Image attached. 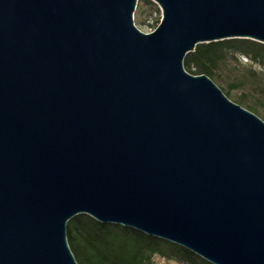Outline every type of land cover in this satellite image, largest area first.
Returning <instances> with one entry per match:
<instances>
[{
    "label": "water",
    "instance_id": "obj_1",
    "mask_svg": "<svg viewBox=\"0 0 264 264\" xmlns=\"http://www.w3.org/2000/svg\"><path fill=\"white\" fill-rule=\"evenodd\" d=\"M0 0V264H78L87 214L211 264H264V121L183 59L264 44V0Z\"/></svg>",
    "mask_w": 264,
    "mask_h": 264
},
{
    "label": "trees",
    "instance_id": "obj_2",
    "mask_svg": "<svg viewBox=\"0 0 264 264\" xmlns=\"http://www.w3.org/2000/svg\"><path fill=\"white\" fill-rule=\"evenodd\" d=\"M227 53L264 60V44L247 38H229L198 43L183 59L191 74L213 75V69ZM67 242L78 264H156L154 254L185 264H211L190 250L131 227L102 223L81 213L66 224Z\"/></svg>",
    "mask_w": 264,
    "mask_h": 264
},
{
    "label": "rangeland",
    "instance_id": "obj_3",
    "mask_svg": "<svg viewBox=\"0 0 264 264\" xmlns=\"http://www.w3.org/2000/svg\"><path fill=\"white\" fill-rule=\"evenodd\" d=\"M160 19L161 10L154 1H136L133 22L138 29L150 32ZM209 77L227 98L264 121V60L256 62L243 54L227 53ZM152 260L156 264H185L158 254H154Z\"/></svg>",
    "mask_w": 264,
    "mask_h": 264
}]
</instances>
